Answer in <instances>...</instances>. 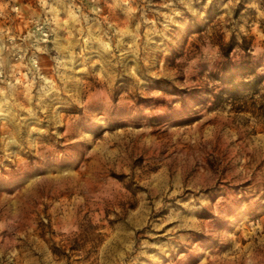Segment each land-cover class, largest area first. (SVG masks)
<instances>
[{
	"label": "rangeland",
	"instance_id": "374dc122",
	"mask_svg": "<svg viewBox=\"0 0 264 264\" xmlns=\"http://www.w3.org/2000/svg\"><path fill=\"white\" fill-rule=\"evenodd\" d=\"M0 264H264V0H0Z\"/></svg>",
	"mask_w": 264,
	"mask_h": 264
},
{
	"label": "trees",
	"instance_id": "16d2710c",
	"mask_svg": "<svg viewBox=\"0 0 264 264\" xmlns=\"http://www.w3.org/2000/svg\"><path fill=\"white\" fill-rule=\"evenodd\" d=\"M221 52L227 60L217 69L212 78L224 84L225 91H235L239 89L240 85H247L249 79L248 75L254 73V66L249 60H242L238 64H233L229 59V54L235 46H240L244 50L248 49V43L245 38L242 42L225 43L219 42ZM249 56V54H247ZM238 79H240L238 81Z\"/></svg>",
	"mask_w": 264,
	"mask_h": 264
},
{
	"label": "built area",
	"instance_id": "2783aa9c",
	"mask_svg": "<svg viewBox=\"0 0 264 264\" xmlns=\"http://www.w3.org/2000/svg\"><path fill=\"white\" fill-rule=\"evenodd\" d=\"M33 68L35 70H38V63H37V61L35 59H33Z\"/></svg>",
	"mask_w": 264,
	"mask_h": 264
}]
</instances>
